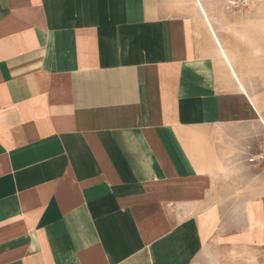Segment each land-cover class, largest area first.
I'll return each mask as SVG.
<instances>
[{
    "label": "crops",
    "instance_id": "1",
    "mask_svg": "<svg viewBox=\"0 0 264 264\" xmlns=\"http://www.w3.org/2000/svg\"><path fill=\"white\" fill-rule=\"evenodd\" d=\"M259 12L0 0V264H264Z\"/></svg>",
    "mask_w": 264,
    "mask_h": 264
},
{
    "label": "rangeland",
    "instance_id": "2",
    "mask_svg": "<svg viewBox=\"0 0 264 264\" xmlns=\"http://www.w3.org/2000/svg\"><path fill=\"white\" fill-rule=\"evenodd\" d=\"M216 2H224L227 5V8H232L236 6H254L260 10V14L264 15V0H214Z\"/></svg>",
    "mask_w": 264,
    "mask_h": 264
},
{
    "label": "built area",
    "instance_id": "3",
    "mask_svg": "<svg viewBox=\"0 0 264 264\" xmlns=\"http://www.w3.org/2000/svg\"><path fill=\"white\" fill-rule=\"evenodd\" d=\"M248 162L251 164H257L259 162H263L264 161V146L261 147L257 152L252 153L249 157H248Z\"/></svg>",
    "mask_w": 264,
    "mask_h": 264
},
{
    "label": "bare ground",
    "instance_id": "4",
    "mask_svg": "<svg viewBox=\"0 0 264 264\" xmlns=\"http://www.w3.org/2000/svg\"><path fill=\"white\" fill-rule=\"evenodd\" d=\"M201 5V4H200ZM203 8V7H202Z\"/></svg>",
    "mask_w": 264,
    "mask_h": 264
}]
</instances>
